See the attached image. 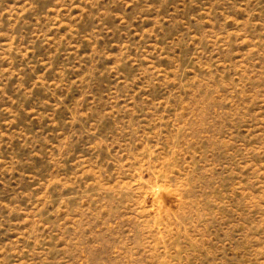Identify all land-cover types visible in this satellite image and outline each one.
Listing matches in <instances>:
<instances>
[{
	"label": "rangeland",
	"instance_id": "374dc122",
	"mask_svg": "<svg viewBox=\"0 0 264 264\" xmlns=\"http://www.w3.org/2000/svg\"><path fill=\"white\" fill-rule=\"evenodd\" d=\"M0 264H264V0H0Z\"/></svg>",
	"mask_w": 264,
	"mask_h": 264
}]
</instances>
